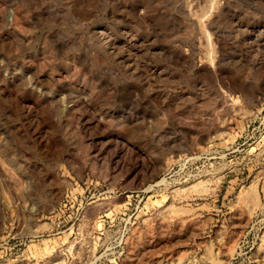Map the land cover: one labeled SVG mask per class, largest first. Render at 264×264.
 Returning a JSON list of instances; mask_svg holds the SVG:
<instances>
[{
	"label": "rangeland",
	"instance_id": "obj_1",
	"mask_svg": "<svg viewBox=\"0 0 264 264\" xmlns=\"http://www.w3.org/2000/svg\"><path fill=\"white\" fill-rule=\"evenodd\" d=\"M0 264H264V0H0Z\"/></svg>",
	"mask_w": 264,
	"mask_h": 264
},
{
	"label": "bare ground",
	"instance_id": "obj_2",
	"mask_svg": "<svg viewBox=\"0 0 264 264\" xmlns=\"http://www.w3.org/2000/svg\"><path fill=\"white\" fill-rule=\"evenodd\" d=\"M246 99V98H245ZM247 100V99H246ZM231 102H233V101H231ZM234 103V102H233Z\"/></svg>",
	"mask_w": 264,
	"mask_h": 264
}]
</instances>
